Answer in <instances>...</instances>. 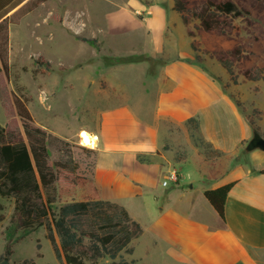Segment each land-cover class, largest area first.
I'll list each match as a JSON object with an SVG mask.
<instances>
[{"label":"rangeland","instance_id":"obj_1","mask_svg":"<svg viewBox=\"0 0 264 264\" xmlns=\"http://www.w3.org/2000/svg\"><path fill=\"white\" fill-rule=\"evenodd\" d=\"M136 1L142 2L141 7L148 2L160 9L161 12L153 20L160 27L168 26L167 40L162 38L160 43L159 37L145 34L144 22L134 17L127 8L128 4L137 7L133 6ZM172 5L174 0H48L27 15L11 19L9 80L6 81L0 72V126L14 124L20 128L11 104V93L26 100L35 124L50 134L48 152L51 161L76 165L77 173L93 179L97 160L94 146L83 145L78 135L89 130L101 140V147H105L101 155L105 165L112 168L115 183L109 184L113 179L108 181L100 171L96 173V177L99 176L96 181L93 179L94 183L100 181L101 195L116 196L117 199L111 201L121 205L143 229L142 235L130 244L133 254L122 253V258L127 262L134 261L133 264H171L164 244L153 245L148 228L155 220L158 208L176 209L182 205L175 200L173 193L172 198L165 197L166 191L172 187H162L150 167L144 172L143 186L132 182L134 165L126 155L128 151L121 148L125 146L122 141L131 139V133L122 132L115 136L116 130L130 126L119 109L124 101L117 99L113 91L102 92L107 89V80L121 88L124 95L137 97V100L139 97L146 98L148 93L145 90L154 82V72L160 70L151 53L160 55L170 47L172 53L182 57L183 53L189 51L183 35L184 27L177 13L170 10ZM255 24L263 26L253 18L242 23V37L243 42L261 57L260 48L248 33L253 32ZM190 30L194 32L192 25ZM261 37L264 40V34ZM195 39L199 41L198 37ZM148 50L151 53H147ZM196 56L200 57L201 62ZM39 58L49 67L36 63ZM195 60L201 63L204 75V78L197 74L189 77L194 78L196 83L219 88L221 83L230 84L228 74L215 59L198 52L195 53ZM257 66L264 76V62L258 60ZM224 94L230 103H234L236 114H248L259 129V134L264 137V79L249 82L239 77L238 84L231 92L224 91ZM208 95L213 97L216 94ZM255 110L261 115L255 114ZM109 136L111 138L108 139ZM119 137H122V141ZM193 142L197 149L208 153L209 147L204 141L195 138ZM247 143L242 144L229 158L228 166L231 163L249 165V155L245 151ZM189 158L190 164L182 170L185 183L193 182L187 179L190 175L192 179L199 175L197 159L190 155ZM252 163L251 169L254 167ZM70 199L80 200L81 192L78 191L72 198L60 200L55 210L63 201L69 202ZM13 208L12 199L0 197V216L3 217L0 221V254L4 247L3 231ZM195 213L202 219L206 217L203 210ZM38 253L42 257L38 258ZM31 259L34 264H62L55 257L44 227L14 245L10 263L24 264ZM110 262L103 259L98 264Z\"/></svg>","mask_w":264,"mask_h":264},{"label":"crops","instance_id":"obj_2","mask_svg":"<svg viewBox=\"0 0 264 264\" xmlns=\"http://www.w3.org/2000/svg\"><path fill=\"white\" fill-rule=\"evenodd\" d=\"M139 2L133 3L137 7L128 4L127 8L144 22L145 34L159 37L160 43L162 38L167 40L168 26L160 27L153 20L160 9L148 2L141 7L142 2ZM170 10L175 12L173 5ZM182 25L190 48L182 57L172 53L170 47L160 55L147 51L156 59L160 70L154 72V82L145 90L146 98L137 100V97L124 95L121 88L106 80L107 89L102 93L113 91L117 99L124 101L119 109L130 123L128 128L116 130L115 136L131 133V139L119 138L125 142L121 148L128 151L126 155L132 159L131 180L136 185L143 186L147 167L154 171L157 182L172 169L180 174L179 182L169 186L172 188L166 191L165 197L174 195L182 206L158 208L148 228L153 245L164 244L171 264H264V175L259 173L264 169V152H248L253 169L250 162L249 165L231 163L228 166L229 158L252 138V127L244 115L236 114L234 103L224 94V91L231 92L234 86L225 87L221 83L219 88L189 78L193 74L203 78L204 75L191 49L187 28L183 22ZM209 93L216 95L212 97ZM82 136L91 138L82 139ZM195 138L204 141L209 147L208 153L195 147ZM79 139L83 145L94 146L97 160L93 179L98 178V171L108 181L113 179L112 168L105 165L101 155L105 147H101L96 133L84 130L79 133ZM189 155L197 159L199 175L194 179L190 175L187 179L193 182L185 183L182 170L190 164ZM99 182L95 185L100 197L115 201L116 196L101 195ZM113 183L114 179L109 182ZM229 183H233V187L226 196L224 222H221L204 198V191ZM199 210L206 213L204 219L195 213Z\"/></svg>","mask_w":264,"mask_h":264},{"label":"trees","instance_id":"obj_3","mask_svg":"<svg viewBox=\"0 0 264 264\" xmlns=\"http://www.w3.org/2000/svg\"><path fill=\"white\" fill-rule=\"evenodd\" d=\"M47 1L0 0V72L6 81L10 71L11 19H19ZM173 10L187 28L191 49L215 59L226 71L230 84L225 87L236 86L239 77L249 82L264 79L263 71L257 66L258 60L264 62L261 37L264 0H174ZM249 18L263 25L255 24L253 32H248L260 48L261 57L243 42L242 23ZM191 25L194 32L190 30ZM196 58L201 62L199 56ZM36 63L49 67L42 58ZM11 104L20 128L14 124L0 126V197L14 202L12 216L3 231L0 264H11L14 245L41 227L45 228L46 238L59 263L98 264L108 259L110 264H133L134 261H125L122 253L133 254L130 244L142 235L141 225L121 205L102 199L93 179L77 173L76 165L51 161L50 134L35 124L26 100L11 93ZM254 113L261 115L258 110ZM245 118L253 133H259L252 118L248 114ZM259 173L264 175V169ZM232 187L233 183H229L204 191V198L221 222H224L226 196ZM78 191L80 200L63 201L55 210L60 200L72 198ZM37 257L42 255L38 253ZM24 264H34V261L31 259Z\"/></svg>","mask_w":264,"mask_h":264},{"label":"water","instance_id":"obj_4","mask_svg":"<svg viewBox=\"0 0 264 264\" xmlns=\"http://www.w3.org/2000/svg\"><path fill=\"white\" fill-rule=\"evenodd\" d=\"M254 150H260L264 152V138L257 132L253 133L252 138L249 140L245 151L251 152Z\"/></svg>","mask_w":264,"mask_h":264},{"label":"built area","instance_id":"obj_5","mask_svg":"<svg viewBox=\"0 0 264 264\" xmlns=\"http://www.w3.org/2000/svg\"><path fill=\"white\" fill-rule=\"evenodd\" d=\"M180 180V174L176 169L170 170L164 177L161 179V186L164 188L169 187L170 185H175Z\"/></svg>","mask_w":264,"mask_h":264},{"label":"bare ground","instance_id":"obj_6","mask_svg":"<svg viewBox=\"0 0 264 264\" xmlns=\"http://www.w3.org/2000/svg\"><path fill=\"white\" fill-rule=\"evenodd\" d=\"M83 137V136H82ZM86 137V139H90L91 137H89V136H85Z\"/></svg>","mask_w":264,"mask_h":264}]
</instances>
